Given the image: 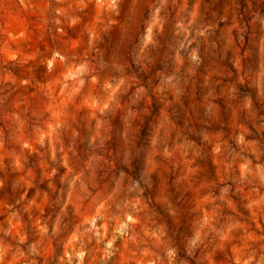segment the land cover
I'll use <instances>...</instances> for the list:
<instances>
[{"label":"rangeland","instance_id":"obj_1","mask_svg":"<svg viewBox=\"0 0 264 264\" xmlns=\"http://www.w3.org/2000/svg\"><path fill=\"white\" fill-rule=\"evenodd\" d=\"M69 4H73V0H61L60 4L57 0H0V128L4 129L0 138V181L3 182L0 186V223L5 228L16 224L17 230L28 237V244L41 245L33 254L36 264H97L96 258L102 253L96 251L95 240L89 241V237L96 229L104 231L101 225L105 220L103 215H96L97 210L102 212L99 196L103 193L98 196V190L91 186L92 176L100 170L94 144L108 145L112 133L110 147L115 148L122 130L118 116L112 121H102L97 127L98 117L87 105L75 111L68 106L73 123L71 127L64 123L66 113L56 99L61 95V89L56 86L55 78L46 77L44 73L49 62L55 68L59 60L56 52L63 43H69L73 49L81 47L79 28H66L68 35L64 41L55 38L59 33L53 25L54 10L67 8ZM188 5L198 14L201 23L214 26L211 33L200 37L197 27L178 35L174 33V21L170 19L164 34L157 38L156 47L146 50L141 65L143 70L135 69L129 77L132 80L129 90L143 87L145 83L156 96L151 114L144 117L143 124L137 121V147L133 150L132 166L139 173L146 164L155 173L157 197L152 215L158 223H168L169 234H174L173 238L178 242L190 235L191 229L195 235L199 227L197 219L203 222L204 213L211 211L204 199L208 194L204 187L199 189V193L204 194L200 195L185 192V186L180 183L196 174L198 168V182L215 181L220 159L227 157L231 161L240 152L235 138L243 129L250 132L247 139L264 148V129H258L264 123L260 119L264 117V103H255V115L239 110L245 97L251 95L255 101V88L245 83L238 85L231 96L228 93L236 79V70L231 63L236 51L229 46V35L231 31L235 36V30L231 28L234 16L242 17L241 23L247 21V4L243 11L240 0H188ZM80 11L73 6L72 19H76ZM83 11L86 15H81L85 19L94 15L92 6ZM60 31H64L63 27ZM117 42L115 32L105 38V45L110 49ZM237 47L240 56H244L245 51L251 52L242 65L245 70H254L253 43L246 37L245 44L241 47L237 43ZM201 49L205 62L193 75L194 65L185 62L183 57L186 51L199 55ZM77 68L83 71L80 66ZM64 74L72 78L79 72L69 65ZM135 74L142 81L139 77L134 78ZM188 76L191 79L184 88L185 95L179 97L181 102L166 111L159 99L160 91L174 92L179 82ZM241 86L250 92L242 94ZM209 92L213 93L211 97H207ZM215 99L219 107L214 103ZM151 102V96L144 100L145 104ZM204 107L209 109L208 114ZM164 116H168L173 129H182L192 141L173 139L170 148V151L175 150L173 156L161 162L157 158L159 152L147 157L146 152L151 132L149 122L154 124L156 119ZM41 123L47 131L40 127ZM56 124L60 125L58 130ZM185 124L188 128L183 127ZM145 129L146 134L142 135ZM30 137L43 139V145L33 142ZM217 147L226 149L222 157L213 151ZM174 180L177 185L172 184ZM171 201L179 210L176 217L168 215L167 207ZM193 208L198 211L193 212ZM93 224L95 229L89 232ZM0 236H3L2 232ZM210 259L214 264L215 257ZM217 259H225L223 253H218Z\"/></svg>","mask_w":264,"mask_h":264},{"label":"clouds","instance_id":"obj_2","mask_svg":"<svg viewBox=\"0 0 264 264\" xmlns=\"http://www.w3.org/2000/svg\"><path fill=\"white\" fill-rule=\"evenodd\" d=\"M245 2L247 21L241 23L242 17L234 16L231 28L235 30V36L231 35V31L229 35V46L236 51L231 61L236 79L228 88V93L230 96L234 94L240 84L254 87L255 101L251 95L245 97L239 110L255 115V103H264V0ZM60 3L61 0H57V4ZM73 6L81 9L76 19H72L70 14ZM89 6H92L94 15L85 19L81 13H85L83 9ZM54 11L53 25L59 33L56 39L64 41L68 35L66 28H79L82 38L79 49L63 43L56 52L59 60L55 68L49 62L44 73L46 77L55 78L56 86L61 89V95L56 99L66 113L65 125L71 127L73 123L68 106L75 111L85 105L98 117L95 121L97 127L102 121H112L117 116L122 124L120 142L115 148L110 147L112 133L108 145L102 142L94 144L98 150L95 160L100 170L92 176L91 186L98 190V196L103 193L99 196L102 212L97 210L96 215H103L105 220L101 225L104 231L96 229L89 237V241L95 240L96 251L102 253L96 258L97 264H213L212 257H215L214 264H264V148L246 138L250 135L247 128L235 138L240 152L231 161L227 157L220 159L215 181L198 182V168L196 174L180 183L185 186V192L199 193V189L204 187L208 193L204 199L211 211L204 213L203 222L197 219L199 227L195 235L191 229V234L179 242L173 238L174 234H169L168 223H158L153 218L152 210L157 197L153 180L155 173L146 164L139 173L132 166L133 150L137 147V121L143 124L144 117L151 114L156 96L145 83L143 87L129 90L132 84L129 77L135 69L143 70L141 65L147 55L146 50L156 47L157 38L164 34L170 19L174 21V33L178 35L198 27L197 35L204 37L206 33H211L214 26L201 23L195 10L189 8L188 0H73L67 8L57 7ZM61 27L64 31H60ZM113 32L117 34L118 42L110 49L105 45V38ZM246 37L255 49L254 70H245L242 65L243 59L251 52L245 51L244 56H240V48L237 47V43L241 47L245 44ZM183 58L194 65L193 75L196 68L201 70L205 62L202 49L199 55L186 51ZM69 65L79 72L77 76L69 78L64 74ZM77 66L83 71H79ZM135 77L139 76L135 74ZM190 79L191 76H188L180 81L174 92L160 91L162 108L168 111L173 104L181 102L179 97L185 95L184 88ZM204 82L208 84L207 79ZM212 95L209 92L207 97ZM149 96L152 102L145 104L144 100ZM204 112L208 114L209 109L204 107ZM260 119L264 121V117ZM149 126L151 132L147 138L146 157L159 152L157 158L161 162L168 161L175 151H170L173 139L192 141L182 129L170 126L168 116L156 119L154 124L149 122ZM40 127H45V124L41 123ZM183 127L188 128V125ZM59 128L60 125L56 124V129ZM258 129H264V123ZM3 135L4 129L0 128V138ZM30 139L41 145L44 143L43 139ZM225 150L217 147L213 151L222 157ZM2 183L0 181V186ZM172 184L177 185L178 182L174 180ZM113 185L116 187L113 188ZM167 210L170 217H176L179 212L172 201ZM192 211L198 209L193 208ZM109 228L111 231H108ZM93 229L95 224L88 231L93 232ZM0 232L3 233L0 236V264H36L33 254L40 244H28V237L17 230L16 224L5 228L0 223ZM218 253H223L225 259L218 260Z\"/></svg>","mask_w":264,"mask_h":264},{"label":"trees","instance_id":"obj_3","mask_svg":"<svg viewBox=\"0 0 264 264\" xmlns=\"http://www.w3.org/2000/svg\"><path fill=\"white\" fill-rule=\"evenodd\" d=\"M240 5H241V10L243 11L244 8L246 7V3L244 2V0H240ZM232 70L234 71V69H232ZM240 91L242 94H246V93L250 92V89L241 86ZM145 134H146V129L144 130L142 135H145Z\"/></svg>","mask_w":264,"mask_h":264}]
</instances>
